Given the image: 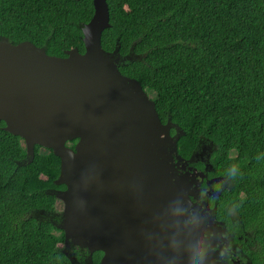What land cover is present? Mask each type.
Masks as SVG:
<instances>
[{"label":"trees","instance_id":"1","mask_svg":"<svg viewBox=\"0 0 264 264\" xmlns=\"http://www.w3.org/2000/svg\"><path fill=\"white\" fill-rule=\"evenodd\" d=\"M105 52L117 50L119 72L153 95L161 123L183 133L177 153L189 160L213 147L210 176L230 186L217 202L231 209L245 249L264 264V0H106ZM92 0H0V38L30 42L48 56L84 52L81 28ZM0 123V264H70L61 252L54 181L60 159ZM175 130H171V135ZM201 162L198 167H201ZM58 232L59 236L55 234ZM255 243L254 250L249 244Z\"/></svg>","mask_w":264,"mask_h":264},{"label":"water","instance_id":"2","mask_svg":"<svg viewBox=\"0 0 264 264\" xmlns=\"http://www.w3.org/2000/svg\"><path fill=\"white\" fill-rule=\"evenodd\" d=\"M92 3L93 16L81 28L83 53L48 56L30 42L0 38V123L23 141L29 162L35 146L60 159L54 184L65 190L54 193L63 204L55 227L65 243L103 251L101 264L147 262L143 245H159L156 238L169 229L177 244L192 236L180 210L193 179L205 175H178L187 164L177 153L183 133L161 123L141 84L119 72L117 50L102 49L109 10L106 0Z\"/></svg>","mask_w":264,"mask_h":264},{"label":"flooded vegetation","instance_id":"3","mask_svg":"<svg viewBox=\"0 0 264 264\" xmlns=\"http://www.w3.org/2000/svg\"><path fill=\"white\" fill-rule=\"evenodd\" d=\"M126 58L130 59L131 57L120 58L119 62ZM76 142L74 141L68 146L73 148ZM185 161L187 164L180 163L178 175H190L192 172L205 175L202 179L199 176L195 177V180L193 179L189 189L191 194L189 204L180 210V215L188 222L192 236L188 240L180 239L181 241L177 244L169 229L167 237L156 238L160 242L159 245L145 242L149 244L143 245L141 256L147 258L148 261L140 260L136 264H154L152 258H157L155 264H190V257L197 256L199 258L201 251L205 252L201 264H254V252H249V249H245L244 245L248 241V234L240 233L239 230L234 229L237 221L235 213L227 207L225 213L221 214L217 207V202L223 193L229 190L228 181L222 177L210 176L211 167L208 162L203 163L198 159L192 160V158ZM200 162L202 166L198 167ZM59 190H65V187ZM59 190H54L53 193ZM60 214L54 215L57 217L55 221H52L54 226L59 224ZM171 225H175V222H172ZM164 227L163 232H166L167 227L165 225ZM60 245L61 252L70 264H101L104 257L103 251L89 249L81 243L71 241L65 243L64 237ZM248 248L254 250L255 243L249 244ZM157 249H159L158 255L149 258L152 251ZM159 259H162L161 263H159Z\"/></svg>","mask_w":264,"mask_h":264},{"label":"rangeland","instance_id":"4","mask_svg":"<svg viewBox=\"0 0 264 264\" xmlns=\"http://www.w3.org/2000/svg\"><path fill=\"white\" fill-rule=\"evenodd\" d=\"M149 97L153 98V95L149 94ZM23 147L25 148L24 144H23ZM212 149H213V147L211 145H209L206 142H202L199 145L198 150L192 156V160L193 159H195V160L198 159L199 161H201L203 163H206L207 160H208L209 154L211 153ZM41 152L43 153L44 150H41ZM227 186L229 188V186H230L229 182L227 183ZM62 210H63V204L60 201L57 200L55 202V211H56V213L60 214L62 212ZM55 234L59 236L58 232H55Z\"/></svg>","mask_w":264,"mask_h":264},{"label":"clouds","instance_id":"5","mask_svg":"<svg viewBox=\"0 0 264 264\" xmlns=\"http://www.w3.org/2000/svg\"><path fill=\"white\" fill-rule=\"evenodd\" d=\"M190 223H191V221H190ZM204 255H205V252L201 251L199 253V258H197V256L190 257V264H201V261H202Z\"/></svg>","mask_w":264,"mask_h":264}]
</instances>
